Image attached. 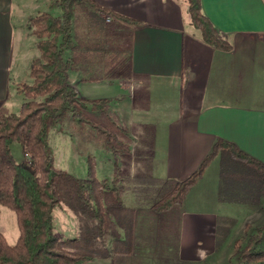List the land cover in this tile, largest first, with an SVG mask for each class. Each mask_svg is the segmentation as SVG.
Masks as SVG:
<instances>
[{
	"label": "crops",
	"instance_id": "crops-1",
	"mask_svg": "<svg viewBox=\"0 0 264 264\" xmlns=\"http://www.w3.org/2000/svg\"><path fill=\"white\" fill-rule=\"evenodd\" d=\"M53 1L58 0H0L1 113H12L19 105L8 94L9 82L19 96L21 85L31 81L29 66L38 50L28 21ZM94 1L107 13L88 7L90 16L104 25L97 36L74 37L82 4L76 6L74 44L66 51L68 79L80 97L108 100L105 110L96 113L99 119L92 116L95 112L86 114L109 129L112 121L125 130L131 153L122 156H137L152 145L153 158L159 154L162 161L157 179L178 181L195 171L220 139L264 164V0H201L206 17L229 41L228 50L202 40L182 0ZM205 170L183 202L166 211L130 201L127 207L135 213L133 250L114 258H132L138 229L150 238L155 226L163 237L181 241V248L186 226L188 238L196 228L203 231L208 251L216 250V222L222 217L196 210L208 200L220 202L216 182H210L204 199L196 191ZM139 171L133 168L127 175Z\"/></svg>",
	"mask_w": 264,
	"mask_h": 264
},
{
	"label": "trees",
	"instance_id": "trees-1",
	"mask_svg": "<svg viewBox=\"0 0 264 264\" xmlns=\"http://www.w3.org/2000/svg\"><path fill=\"white\" fill-rule=\"evenodd\" d=\"M182 1L190 25L199 30L202 40L228 50L229 41L206 17L201 0ZM82 3L107 13L94 0H58L60 14L41 12L28 21L38 50L29 66L31 81L20 87L24 101L19 111L0 112V205L15 212L19 227L13 244L0 233V264H85L131 254L135 213L123 204V196L130 192L136 206L166 211L183 202L215 158L219 160L220 202L258 204L264 198V164L220 139L198 168L178 181L122 175L116 163L113 179L100 181L93 176L90 157L86 178H77L55 165L48 135L66 115L92 128L114 156L130 153V146L114 130L86 114L103 112L108 100L80 97L68 79L66 51L73 47L75 9ZM115 128L127 136L125 130ZM14 141L21 146L22 162L12 156ZM56 208L72 213L73 237L62 239L55 233ZM243 231L245 237L234 242L235 252L227 264H264V221L253 228L246 224Z\"/></svg>",
	"mask_w": 264,
	"mask_h": 264
},
{
	"label": "rangeland",
	"instance_id": "rangeland-1",
	"mask_svg": "<svg viewBox=\"0 0 264 264\" xmlns=\"http://www.w3.org/2000/svg\"><path fill=\"white\" fill-rule=\"evenodd\" d=\"M22 4H25V1ZM21 6L24 7L25 5ZM46 12L56 15L58 7L55 1H53L51 6H48ZM92 14L93 12L88 6L83 3L80 5L77 11L78 18L74 23V37L84 38L86 36H97L100 33L104 21L92 18L90 16ZM112 50L116 49L112 46ZM11 83L10 81L8 94H12L11 99L19 101V105L12 110V113H17L21 103L24 101V96L22 94L16 96L12 92ZM97 94H103V92H98ZM96 115L98 114H92V116ZM100 117L102 116H96L98 119ZM110 122L111 124L108 123L109 127L118 134V137L122 139L121 141L132 142L131 138L123 136L115 128L116 126L113 125L112 121ZM48 144L52 151L55 165L77 178L87 177L89 157L91 158L93 176L100 181H111L113 179L115 163L121 168L122 175L130 174L133 168H138L142 175H147L150 172L151 177L154 178H157L158 174L161 173L160 166L162 161L158 160L159 154L156 159L153 158L152 145L144 146V151H140L137 156L134 154H131V156H114L107 149L105 140L98 138L92 128L71 119L67 115L50 130ZM112 145L115 148H120L115 143ZM10 149L16 162L24 161L23 152L18 142L14 141ZM210 163L204 172L205 175L200 188H196L202 199L207 196L210 182H213V184L216 182L215 198L218 196L219 160L216 158ZM130 201L136 202L133 195L127 192L123 196L122 202L125 206H131ZM204 204L203 207L196 206V210H212L222 217L218 218L216 222V226L219 229L216 250L208 251L209 249L206 248L203 241V231L199 232L196 228L195 233L192 231L193 237L188 238L186 226L181 248V241L178 243L176 239L171 240L163 237V233L155 226L151 229L150 238H147L146 233L142 232L141 235L140 229H138L136 251L132 258H114L112 256L106 259H94L85 264H227L228 261L232 260V255L235 252L234 242L243 240L245 237L243 231L245 225L249 224L253 228L264 221V198L258 204L216 202L214 200H208ZM203 226L205 225H201V227ZM54 230L62 239L75 235V221L70 211L59 208L54 210ZM0 233L3 234L9 244L15 243L19 233L15 212L3 205H0Z\"/></svg>",
	"mask_w": 264,
	"mask_h": 264
},
{
	"label": "built area",
	"instance_id": "built-area-1",
	"mask_svg": "<svg viewBox=\"0 0 264 264\" xmlns=\"http://www.w3.org/2000/svg\"><path fill=\"white\" fill-rule=\"evenodd\" d=\"M111 20V17L110 16H107L106 17V21L108 22V21H110Z\"/></svg>",
	"mask_w": 264,
	"mask_h": 264
}]
</instances>
